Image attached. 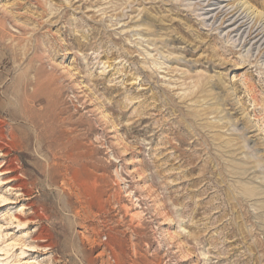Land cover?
Returning a JSON list of instances; mask_svg holds the SVG:
<instances>
[{
	"label": "rangeland",
	"instance_id": "1",
	"mask_svg": "<svg viewBox=\"0 0 264 264\" xmlns=\"http://www.w3.org/2000/svg\"><path fill=\"white\" fill-rule=\"evenodd\" d=\"M232 1L0 0V264H264V0Z\"/></svg>",
	"mask_w": 264,
	"mask_h": 264
},
{
	"label": "bare ground",
	"instance_id": "2",
	"mask_svg": "<svg viewBox=\"0 0 264 264\" xmlns=\"http://www.w3.org/2000/svg\"><path fill=\"white\" fill-rule=\"evenodd\" d=\"M217 1V0H216ZM234 2H235V0H233L232 2H230V3H226L225 4V6L224 7H226V6H228V5H230L231 7L234 5ZM224 7L214 16V18H221V23H220V25H222L225 21H228V20H231L232 19V17L233 16H235V13L238 11L237 9H239V7L237 8V6H235V8L233 9V10H231V11H225L224 10ZM201 9H203V7H201ZM237 14V13H236ZM5 16V15H4ZM260 16V15H259ZM239 17V16H238ZM7 18V17H6ZM9 18V17H8ZM244 18H246L245 16H244ZM259 18V17H258ZM257 18V19H258ZM10 20V19H9ZM238 20V18H236L235 19V21L233 22V24L234 23H236V21ZM11 21V20H10ZM247 21H248V18L244 21V22H241L238 26H237V28L235 29V30H232V31H236V30H240V28H242V26H245L246 25V23H247ZM2 20H0V25H2ZM254 27H255V23L251 26V28H250V30H249V32L247 33V36H246V39L243 41V44H246L247 42H249L250 40H255L256 38H257V40H256V42L255 43H257L258 41H260V40H262V38H263V36L262 37H260L261 35H262V33L264 32V30L262 29V30H260L258 33H255V32H257V30L259 29V27L260 26H258V28L256 29L255 28V31L253 30L254 29ZM234 29V28H233ZM229 36V34L227 35V37ZM228 40V39H227ZM254 43V44H255ZM263 43H264V41H263ZM261 49V48H260ZM47 78V77H46ZM46 82V81H45ZM39 84V83H38ZM200 92H202V88H201V90H200ZM195 97V96H194ZM202 97V96H201ZM207 97V96H206ZM211 108V107H210ZM226 113V112H225ZM207 116H208V114H210L209 112L208 113H205ZM219 114V113H218ZM201 116H202V114H200V111H193V112H190V113H188V115H186L185 116V118H184V120L186 121V119H191V122H194V124H195V122H197V121H199V120H204V119H206V117L203 119V118H201ZM189 117V118H188ZM219 125H215V127H218ZM181 127V126H180ZM206 127H208V128H212L213 126H210L208 123H207V125H204V124H202V128H206ZM220 127H224V126H221L220 125ZM171 130H173V131H176L175 130V128L174 129H172V128H170ZM194 131V130H193ZM251 142V141H250ZM213 143V142H212ZM229 143V142H228ZM215 145V144H214ZM222 147H228V148H230L229 147V145H225V146H222ZM214 148V147H213ZM220 150V149H219ZM68 157V156H67ZM71 157V156H70ZM73 157V156H72ZM71 157V158H72ZM5 183V182H4ZM254 190L255 189H251V191L252 192H254ZM255 194V193H254ZM130 213V212H129ZM131 214H132V216H134L133 215V213L131 212ZM130 215V214H129ZM32 247V246H31ZM25 249H28V251H34V249H32V248H25Z\"/></svg>",
	"mask_w": 264,
	"mask_h": 264
}]
</instances>
